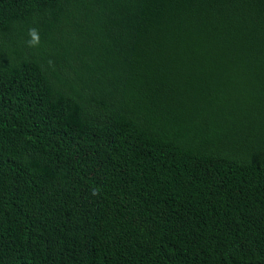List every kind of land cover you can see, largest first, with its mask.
I'll return each mask as SVG.
<instances>
[{
	"label": "trees",
	"instance_id": "obj_1",
	"mask_svg": "<svg viewBox=\"0 0 264 264\" xmlns=\"http://www.w3.org/2000/svg\"><path fill=\"white\" fill-rule=\"evenodd\" d=\"M0 264H264V0H0Z\"/></svg>",
	"mask_w": 264,
	"mask_h": 264
},
{
	"label": "clouds",
	"instance_id": "obj_2",
	"mask_svg": "<svg viewBox=\"0 0 264 264\" xmlns=\"http://www.w3.org/2000/svg\"><path fill=\"white\" fill-rule=\"evenodd\" d=\"M29 35L31 36L30 44H37L39 42V36L36 29H30Z\"/></svg>",
	"mask_w": 264,
	"mask_h": 264
}]
</instances>
